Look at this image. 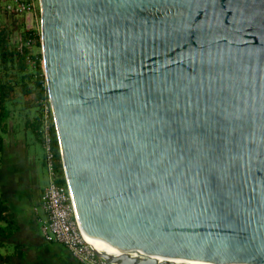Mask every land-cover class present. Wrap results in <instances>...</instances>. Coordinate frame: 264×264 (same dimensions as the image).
<instances>
[{
    "label": "water",
    "instance_id": "95a60500",
    "mask_svg": "<svg viewBox=\"0 0 264 264\" xmlns=\"http://www.w3.org/2000/svg\"><path fill=\"white\" fill-rule=\"evenodd\" d=\"M83 232L116 264H264V0H40Z\"/></svg>",
    "mask_w": 264,
    "mask_h": 264
},
{
    "label": "built area",
    "instance_id": "2783aa9c",
    "mask_svg": "<svg viewBox=\"0 0 264 264\" xmlns=\"http://www.w3.org/2000/svg\"><path fill=\"white\" fill-rule=\"evenodd\" d=\"M4 8L20 16L24 22L25 36L17 43V49L35 52L40 40V0H1ZM41 48V47H40ZM42 59V58H41ZM43 67V63H42ZM37 132L43 148V164L47 184L41 196V208L46 217L41 220L40 231L48 242L62 244L80 264H115L103 257L101 250L89 241L79 224L73 197L67 183H61L57 166L54 117L49 97L42 101ZM58 146V144H57Z\"/></svg>",
    "mask_w": 264,
    "mask_h": 264
},
{
    "label": "trees",
    "instance_id": "16d2710c",
    "mask_svg": "<svg viewBox=\"0 0 264 264\" xmlns=\"http://www.w3.org/2000/svg\"><path fill=\"white\" fill-rule=\"evenodd\" d=\"M1 1V0H0ZM0 18V154L3 153L6 134L12 125H15L13 109L17 103L28 111L34 110L33 118L26 116V125L40 141L37 132L41 104L48 98L47 86L42 67L40 40L37 41L35 52L26 48L21 52L17 43L25 36L23 19L5 10ZM56 148L58 142L54 139ZM2 158L0 156V167ZM57 166L61 172V183H66L65 172L60 152L57 151ZM14 214L8 199L0 189V264H10L8 260L14 253L13 249H4L6 241L17 228ZM3 249V250H2ZM15 253L19 254L18 249Z\"/></svg>",
    "mask_w": 264,
    "mask_h": 264
},
{
    "label": "crops",
    "instance_id": "0c3cea01",
    "mask_svg": "<svg viewBox=\"0 0 264 264\" xmlns=\"http://www.w3.org/2000/svg\"><path fill=\"white\" fill-rule=\"evenodd\" d=\"M14 126L10 127L4 141L2 166L11 164H5L10 167L7 181L0 179V189L17 223L15 232L3 247L14 251L8 260L10 264H79L63 245L46 241L40 231L41 220L46 217L41 208L42 190H37V177H34L37 173L30 161L27 137L17 138ZM35 139L40 142L36 136ZM12 161L16 165L13 166ZM18 164L23 168H17ZM16 249L19 254L15 253Z\"/></svg>",
    "mask_w": 264,
    "mask_h": 264
},
{
    "label": "rangeland",
    "instance_id": "374dc122",
    "mask_svg": "<svg viewBox=\"0 0 264 264\" xmlns=\"http://www.w3.org/2000/svg\"><path fill=\"white\" fill-rule=\"evenodd\" d=\"M3 9H4V1H0V18L3 17L2 16ZM34 113H35L34 110L31 111L25 110L22 108V105L20 103H17L13 109V116L15 117L14 131L17 138L20 137L24 138L25 136L27 137L28 153H29V157L31 158L30 161L33 162L32 164L34 165L37 173V175L34 177H37L36 180L39 184V188L40 190L43 191V189L47 184V177L45 175V168L43 164V148L41 146V143L35 139L34 133L31 130V128L25 126L26 116L31 117L32 115H34ZM0 156L2 158V163H3V153L0 154ZM5 164L11 165L10 163H5ZM5 164L3 166L1 165L0 167V179H6L7 181L6 177L8 175L10 167ZM12 164L14 166L16 165V162L12 161ZM29 164L32 165L31 162ZM18 165L19 166H17V168H23V166H21L20 164Z\"/></svg>",
    "mask_w": 264,
    "mask_h": 264
},
{
    "label": "bare ground",
    "instance_id": "6f19581e",
    "mask_svg": "<svg viewBox=\"0 0 264 264\" xmlns=\"http://www.w3.org/2000/svg\"><path fill=\"white\" fill-rule=\"evenodd\" d=\"M41 35V34H40ZM42 63H43V60H42ZM55 123V122H54ZM57 135V134H56ZM55 141V140H54ZM57 142H58V140H57ZM58 146H59V144H58ZM59 152H60V149H59ZM65 178H66V176H65ZM66 183H67V185H68V187H69V184H68V182H67V180H66ZM70 188V187H69ZM43 191H44V189H43ZM43 191H42V193H43ZM71 191V190H70ZM72 194V193H71ZM42 196V195H41ZM82 229V228H81ZM83 231V230H82ZM42 233V232H41ZM84 233V232H83ZM85 234V233H84ZM43 235V234H42ZM85 236H86V238L89 240V241H91L92 243H94V245L97 247V249L98 250H101V252L103 251V252H106L107 254H111V255H117V254H115L110 248H108L104 243H102L99 239H97V238H93V237H90V236H87L86 234H85ZM44 237V236H43ZM57 243V242H56ZM60 244V243H59ZM62 245V244H61ZM69 252V251H68ZM103 252H102V255H103ZM70 253V252H69ZM71 255V254H70ZM72 256V255H71ZM73 257V256H72ZM104 257V256H103ZM74 258V257H73ZM75 259V258H74ZM76 260V259H75ZM77 261V260H76ZM109 261V260H108ZM78 262V261H77ZM79 263V262H78ZM114 263V262H113ZM80 264V263H79ZM116 264V263H115Z\"/></svg>",
    "mask_w": 264,
    "mask_h": 264
},
{
    "label": "flooded vegetation",
    "instance_id": "af4514ba",
    "mask_svg": "<svg viewBox=\"0 0 264 264\" xmlns=\"http://www.w3.org/2000/svg\"><path fill=\"white\" fill-rule=\"evenodd\" d=\"M37 184V190L40 192L41 190H40V188H39V184H38V182L36 183Z\"/></svg>",
    "mask_w": 264,
    "mask_h": 264
}]
</instances>
